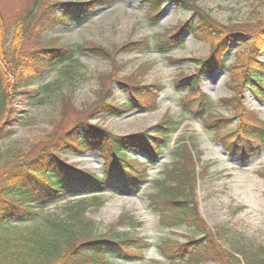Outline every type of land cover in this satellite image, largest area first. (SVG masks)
<instances>
[{"label": "rangeland", "instance_id": "rangeland-1", "mask_svg": "<svg viewBox=\"0 0 264 264\" xmlns=\"http://www.w3.org/2000/svg\"><path fill=\"white\" fill-rule=\"evenodd\" d=\"M32 1L0 0V20L6 30L2 34L4 43L9 42L15 21ZM89 1L92 0H44L45 4H85ZM97 1L100 4L93 7L79 23L58 26L53 31L40 34L37 40L23 42L27 50L45 46L73 48L77 45L88 49L101 48L105 57L88 53L87 49L75 53L70 61L47 72L41 82L25 89L27 94L13 97V111L8 117L11 125L6 127L12 135L0 139V176L9 168L4 169L11 160L7 159L9 156H19L16 160L19 162L34 156L57 129L64 131L82 116L88 118L90 124L114 136L142 132L155 126L165 116H171L174 121L180 122V126L172 135L168 147L180 146L183 141L190 143L194 148L192 154L198 159L194 194L199 214L221 250L233 254L243 264L242 253L255 252L259 248L264 250V141L258 144L243 139L244 153L242 158H237L214 139L213 131L207 130L203 122L182 112L180 101L186 89L176 87L174 82L194 71L195 64L191 60L207 57L210 38L193 37L190 31H185L180 35V43L173 49L168 44V50L161 52L154 44L175 33L186 22L195 25L201 15H205L219 29L236 28L254 36L264 26V2L191 0L189 8H182L171 1L161 0L158 13L152 16L149 15L152 5L142 0ZM129 43H140L139 49L126 51ZM145 43L150 49L140 52ZM249 45L236 52L233 47L227 66L238 61L245 63ZM258 59L264 62V53ZM180 60L182 62L179 63ZM8 67L0 61L3 75L11 81ZM201 80L197 88L210 103L207 122L216 115L232 118V112L223 109L217 101L239 93L242 101L239 112L245 119V124L241 122L243 127L249 133L264 135V99L259 101L247 88L240 90L236 71L230 74L218 71L202 76ZM57 81L58 89L46 95L45 85ZM118 83L161 86L160 91H152V100L148 102L149 106L154 104L155 109L133 110L119 118L93 114L101 99L119 104L127 100L125 90ZM58 98L63 101L64 112ZM226 127L220 129L218 137L225 133ZM180 140L182 142L178 143ZM169 148L165 147L156 161L146 166L143 183L134 193L106 189L72 199L66 197L48 205L44 214L61 216L67 201L96 197L100 207L89 208L85 216L95 223L97 233L110 235L115 232L146 242L148 248L143 253V259L133 264H164L158 251L160 243L165 240H169L170 244L185 243L188 238H197L191 229L185 227L164 229L149 207L148 196L158 192V182L164 180L165 169L171 162ZM138 158L144 164L147 162L144 155H138ZM67 162L80 171L101 172L102 162L96 152L71 156ZM34 225L17 224L8 230L23 231ZM260 255L264 257V253ZM224 263L232 264L226 257Z\"/></svg>", "mask_w": 264, "mask_h": 264}, {"label": "trees", "instance_id": "trees-1", "mask_svg": "<svg viewBox=\"0 0 264 264\" xmlns=\"http://www.w3.org/2000/svg\"><path fill=\"white\" fill-rule=\"evenodd\" d=\"M142 1L152 5L149 15L158 13L161 0ZM168 1L182 8H189L191 5V0ZM98 3L100 1L92 0L85 4H45L44 0H33L15 21L7 43L2 39L6 30L0 20V61L3 65H9L12 77L11 81L6 79L0 68V139L12 135V131L6 130V127L11 125L8 117L13 111V97L27 94L25 89L41 82L47 72L70 61L75 53L85 52L87 49L88 53L105 57L101 48L88 49L77 45L73 48L45 46L37 50H27L23 47V42L28 39L37 40L40 34L53 31L58 26L79 23ZM200 17L195 25L186 22L175 33L154 45L161 52L168 50V44L173 49L180 43V35L185 31H190L193 37L212 40L207 57L191 60L195 64L194 71L179 77L174 85L186 89V94L180 101L182 112L198 118L207 130L213 131L214 139L228 153L242 158L243 139L261 144L264 135L249 133L243 127L245 119L239 112V105L242 104L239 93L217 101L223 109L232 112V118L216 115L207 122V108L210 103L197 87L204 75L210 76L218 71L229 74L236 71L239 76V89L247 88L252 96L263 101L264 62L258 58L264 53V26L253 36L236 28L219 29L205 15ZM247 45L248 60L227 66L232 55L231 49L234 47L236 52ZM139 46L140 43H129L125 50L139 49ZM149 49V44L145 43L144 48L139 51ZM119 85L125 90L127 100L119 104L101 99L93 114L119 118L133 110L155 109L154 104L149 106L148 102L152 100V91H160L161 86ZM58 87L59 81L45 85V94H51ZM104 95L106 97L107 93ZM61 101L62 99L60 105L64 112ZM179 126V121L176 122L167 115L155 126L142 132L114 136L90 124L88 118L82 116L64 131L59 132L57 129L34 156L20 162L16 161L19 156H9L7 159L11 160H8L6 166L3 165L4 169L9 168L0 176V264H133L141 261L148 248L146 242L115 232L110 235L99 234L95 223L86 218L85 212L89 208L100 207L98 198L67 201L61 216L46 215L43 211L48 205L66 197L72 199L96 193L94 191L101 193L106 189H117L134 193L143 183L146 166L154 163L165 147L169 148L168 143ZM225 126V133L218 137L220 129ZM181 142L182 140L178 143ZM193 150V146L184 141L180 146L169 148L171 162L165 169L164 180L158 182V192L150 194L148 202L150 209L158 216L161 227H185L191 229L197 238H188L185 243L177 244H170L169 240H165L158 246V251L165 261L164 264H225V257L232 264H240L233 254L221 250L199 214L194 194L198 159L192 154ZM88 152H96L100 158V173L80 171L67 162L71 156ZM138 155H144L147 162H140ZM17 224L35 225L23 231L8 230L10 226ZM263 253L262 248L255 252H244L241 254L242 262L264 264V257L260 255Z\"/></svg>", "mask_w": 264, "mask_h": 264}, {"label": "bare ground", "instance_id": "bare-ground-1", "mask_svg": "<svg viewBox=\"0 0 264 264\" xmlns=\"http://www.w3.org/2000/svg\"><path fill=\"white\" fill-rule=\"evenodd\" d=\"M249 199L251 198V197H248Z\"/></svg>", "mask_w": 264, "mask_h": 264}]
</instances>
